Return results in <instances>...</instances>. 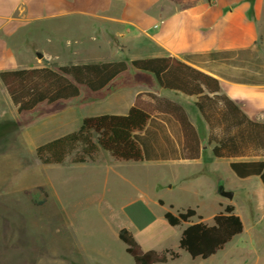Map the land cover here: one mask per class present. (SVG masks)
<instances>
[{"label":"rangeland","instance_id":"rangeland-1","mask_svg":"<svg viewBox=\"0 0 264 264\" xmlns=\"http://www.w3.org/2000/svg\"><path fill=\"white\" fill-rule=\"evenodd\" d=\"M65 37L62 30L56 36H36L37 52L42 54L39 62L56 70L66 63L115 53L107 46L96 48L88 42L90 38L88 43L66 44ZM127 45L130 51L121 50L120 59L145 57L138 39ZM28 50L34 54L32 46ZM134 73L129 67L126 76ZM93 95L80 86L75 108L59 101L18 114L0 88V264H134L118 239L123 228L144 251L179 253L178 259L163 264H204L178 249L181 232L189 223L211 225L213 216L228 204L245 226L252 219H264V209L254 204L264 200V186L258 177L237 178L229 159L217 171L207 168L191 178H186L185 170L127 165L101 151L94 162L85 164L72 165L69 160L60 165L39 163L36 148L77 130L89 113V108L80 105ZM90 109L99 111L96 106ZM217 176L213 194L210 186ZM219 186L233 192L232 200L218 194ZM189 208L196 211L189 223L170 227L163 217L165 212L176 215ZM245 260L242 257L231 264H264V259L260 263L255 258Z\"/></svg>","mask_w":264,"mask_h":264},{"label":"crops","instance_id":"crops-1","mask_svg":"<svg viewBox=\"0 0 264 264\" xmlns=\"http://www.w3.org/2000/svg\"><path fill=\"white\" fill-rule=\"evenodd\" d=\"M61 30L67 33L66 44L90 38L96 48L115 51L82 62L119 60L121 50L130 51L127 43L138 39L144 58L175 57L217 79L223 95L250 120L264 125V0H0V71L44 67L34 56L39 50L34 40L39 34L56 36ZM128 69L93 92L88 103H81L89 108L82 119L124 116L136 106L149 116L144 129L135 133L143 154L139 165L185 170L186 178L207 168L217 171L226 159L213 156L209 128L194 105L195 98L160 88L149 73L136 70L129 78ZM0 88L9 99L1 82ZM74 99L64 102L75 108ZM95 106L99 113L91 112ZM229 160L230 164L242 159ZM219 178L212 179L213 194ZM215 203L221 209L218 199ZM254 204L264 209V200ZM242 257L245 262L264 259V219L243 223V231L222 250L201 260L231 264Z\"/></svg>","mask_w":264,"mask_h":264},{"label":"trees","instance_id":"trees-1","mask_svg":"<svg viewBox=\"0 0 264 264\" xmlns=\"http://www.w3.org/2000/svg\"><path fill=\"white\" fill-rule=\"evenodd\" d=\"M154 76L160 88L194 97V105L209 128L212 154L221 159H242L229 164L239 179L258 177L264 186V125L250 120L227 96L219 81L192 68L175 57L137 58L103 62H78L60 65L56 70L44 66L0 71V82L17 113L31 112L40 104L52 105L77 98L80 86L98 92L128 67ZM148 114L132 107L124 116L101 115L82 119L79 128L35 150L42 165H72L94 162L100 151L119 162L143 161L135 133L144 129ZM162 204V201H159ZM196 211L187 209L176 215L165 212L170 227L190 222ZM243 231L234 206H225L213 217V224L189 223L180 235L178 249L191 259L205 260L222 250ZM118 239L134 264H163L179 258L172 249L144 251L125 228Z\"/></svg>","mask_w":264,"mask_h":264},{"label":"water","instance_id":"water-1","mask_svg":"<svg viewBox=\"0 0 264 264\" xmlns=\"http://www.w3.org/2000/svg\"><path fill=\"white\" fill-rule=\"evenodd\" d=\"M35 55L38 59L42 58V54L39 52H37ZM218 194L228 200H232L233 198V192L224 190L222 186L218 187Z\"/></svg>","mask_w":264,"mask_h":264}]
</instances>
